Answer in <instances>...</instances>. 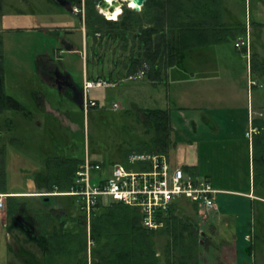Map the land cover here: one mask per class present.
<instances>
[{"label": "rangeland", "instance_id": "374dc122", "mask_svg": "<svg viewBox=\"0 0 264 264\" xmlns=\"http://www.w3.org/2000/svg\"><path fill=\"white\" fill-rule=\"evenodd\" d=\"M225 1L230 5L228 13L234 15V20L246 25L248 30L252 28V31H256L260 29L261 24H264V13L257 15L256 12L257 5L264 7V0L262 4H258L257 0ZM103 18L106 20L104 16ZM139 18H143V13H139ZM141 23L146 25L145 27L141 25L143 29L148 26L144 22ZM101 25L104 33L100 36L95 37L92 33L86 36L84 33L82 37L78 29V15L72 13L66 6L50 0H2L0 34L2 35L4 89L7 94L23 105L26 113L24 115L22 112L9 110L0 114V148L3 149L4 154L7 192L33 193L37 191L34 185L29 188L30 183L33 182L40 183L44 192L48 191V180L43 175V162L50 155L61 156L63 153L64 156L84 158L85 150H87L91 161L101 163L103 169L108 171L113 164L124 162L126 153L137 154L139 150H143L144 146L141 142L152 136L153 132L147 134L146 127L139 121L137 110L151 106L150 102L146 101L152 96L149 94L153 93V89L147 78L137 77L125 71V64L131 60L132 56L137 55L143 30L139 29V24L132 23L130 28L139 30L138 36L136 30L125 29L124 25L120 29H115L110 23L102 22ZM114 26L117 28L116 24ZM108 30L112 33L110 37L106 32ZM114 32L121 38L113 37ZM69 48L76 51H69ZM237 50L233 47L232 36L227 35V39L221 42L219 55L223 61H230L236 67L241 66L244 75L245 60L239 61L238 58L232 57L238 53ZM259 52L263 55L264 49H260ZM42 53L48 54L55 61L59 72L64 75L69 74L79 87L82 85L85 73H88L90 80L99 77L113 82L114 85L90 88L87 92L88 98L96 101L97 106L85 111L84 96L80 105L81 98L76 100L65 92L61 96L56 87L44 82L36 69V60ZM256 79L260 86L255 83L253 86L256 88L253 92L252 86L249 87L248 95L244 89V100L246 95L250 99L251 95H264V75ZM166 87L172 93L173 85L164 77L157 90H163ZM222 89L223 94L229 97L231 93L229 82L222 84ZM176 90L175 86L173 97ZM160 96H163L162 92ZM114 104L119 106L115 110L112 109ZM58 109L61 110L58 115V125L72 128L73 133L69 140L68 136L62 134L61 127L56 124L53 126L50 116H45L46 112L49 115V111L57 114ZM26 115L30 117L31 122L25 121ZM34 120L42 125L39 126ZM47 121L52 127L46 129ZM24 124H31V127L28 126L27 129L22 126ZM50 129L53 132L51 134ZM255 153L259 155V152ZM181 155L182 151L177 147L172 146L168 150L172 165L182 163ZM254 159L257 182L259 181V163L256 157ZM3 200L7 206L8 201ZM18 200L25 202L29 210L40 208L66 210V228H76V224L68 220L71 217L76 220L84 214L78 211L74 197L70 196L41 194L21 197ZM104 201L101 205H107L111 200ZM175 203L180 207L181 213L191 215L197 221L199 232L207 233V228H210L207 227V222H211V219L208 220L207 216L200 215L194 206L186 201ZM96 210L97 208L93 211ZM14 213L12 211L9 215H0V264H43V254L40 249L42 238H30L28 229L25 231L23 226L15 225ZM90 216L85 215L88 234ZM57 225L58 221L52 220L48 223L46 230L51 231L52 227ZM216 229L221 235L209 233L210 240L206 235H201L199 239L196 250L200 264H223L230 258L227 253L222 256L220 248L223 241H229L232 237V229L222 222L216 224ZM252 230L253 228L251 232L254 233L255 231ZM35 232L32 231L31 236L35 237L37 233ZM253 243L255 244L252 248L251 261L259 264L264 252L258 250V239H253ZM89 246L90 242L87 243V264L90 263ZM213 248L216 250H212Z\"/></svg>", "mask_w": 264, "mask_h": 264}, {"label": "crops", "instance_id": "0c3cea01", "mask_svg": "<svg viewBox=\"0 0 264 264\" xmlns=\"http://www.w3.org/2000/svg\"><path fill=\"white\" fill-rule=\"evenodd\" d=\"M257 1L262 4V1ZM221 6L228 10L230 5L222 0ZM262 10L264 7L257 5V15L263 14ZM229 18H234V15ZM260 26V29L252 31V28L248 30L241 22L235 29L228 30V33L236 34L237 37L246 33L251 36L250 68L243 49H236L238 53L232 56L239 61L245 60L244 75L241 66L236 67L232 62L221 59L219 47L224 40L188 48L169 66L164 65L156 53L153 54L155 56L152 55V61L149 63V60L145 59L147 55H143L144 46L141 43L137 55L132 56L125 64L128 74L136 75L143 71L142 77L148 79L153 89V93L149 94L152 96L146 101L151 104L148 107L162 108L169 112L173 146L182 151L183 158L182 163L176 166L189 167L195 175L207 177L218 191L217 208L207 215V219H211V222H207V227L210 228H207V233H200L202 236L206 235L208 240L211 239L209 233L221 235L216 229V224L220 222L232 229L230 240L223 241L222 247L220 245L222 256L227 253L230 257L223 264H254V261H251L255 244L253 239H258V250L264 252V95H251V99L247 96L250 91L249 80L260 86L256 78L264 75V53L262 55L259 52L264 49V24ZM81 30L84 35L83 25ZM223 32L219 31L220 34ZM93 35L99 36L96 33ZM235 40L236 38H233V47ZM83 49L84 47L82 51ZM69 51L76 50L69 48ZM138 57L139 62H136L134 59ZM155 68H158V71ZM164 77L173 85L172 93L168 87L157 90ZM86 79L89 80L88 73H85L82 79V90ZM228 82L229 88L231 87L229 97L223 94L222 89V84ZM72 83L76 82L73 80ZM175 86L177 90L173 97ZM254 88L256 87L252 86V92ZM244 89L247 94L246 101L243 99ZM161 92L163 96H160ZM57 112L55 114L49 111V115L45 113V116H50L53 126L58 125L61 110L58 109ZM24 118L26 122H31L29 116ZM34 122L38 123L36 120ZM38 125L42 124L39 122ZM22 126L28 129L31 124ZM45 126L52 127L48 121ZM250 128H256L257 131L247 136ZM85 152L87 153V150ZM255 152H259V155ZM255 157L259 163L257 182ZM36 189L33 193L15 192L11 193V196L37 195L44 192L42 189ZM252 228L254 233L251 232ZM207 250L209 251V247ZM261 257L259 264H264V253Z\"/></svg>", "mask_w": 264, "mask_h": 264}, {"label": "trees", "instance_id": "16d2710c", "mask_svg": "<svg viewBox=\"0 0 264 264\" xmlns=\"http://www.w3.org/2000/svg\"><path fill=\"white\" fill-rule=\"evenodd\" d=\"M1 2L2 0L0 10ZM221 3L222 0H146L140 11L125 7L121 17L113 21L104 20L94 8V2L88 0L86 26L89 33L98 32L101 35L104 33L102 22L110 23L115 29L124 25L125 29L131 30H136L130 28L132 23L139 24L141 29V22H144L148 24L145 29L142 28L141 36L143 55H147L145 59L150 63L156 53L159 60L169 66L188 48L221 42L227 39V35L237 38L236 34L228 33L231 28H225V25L230 26L235 22L232 24L230 21H223L220 16ZM140 12L143 13L142 19L139 18ZM220 30L224 32L220 34ZM106 32L110 37L111 31ZM135 32L139 36V30ZM113 37H118V34L114 32ZM1 46L0 34V114L10 110L25 115L23 105L5 92ZM139 59L140 57L134 60L139 62ZM155 70L158 71V68ZM96 106L97 104L93 107ZM137 111L139 121L146 127V133L153 132L148 140L141 142L144 148L139 150V153L168 155V150L173 146L169 112L166 109L151 107ZM129 154L125 156L124 163ZM82 159L58 155L45 159L43 175L48 180V189L56 186L60 192L67 191ZM4 163L3 149L0 148V193H15L6 191ZM182 168L195 175L191 168ZM37 186L40 189L42 187L40 183H37ZM7 197V215L12 211H19L16 207L23 204L14 196ZM27 210L30 212L31 222L40 234L39 238H42L40 247L43 264H87L88 242L89 264H200L196 249L201 233L197 228V221L191 215L181 213L175 202L164 214H159L158 219L162 220L163 224L156 229H149L141 224V214L136 208L112 200L107 205L98 203L97 210L91 213L89 219V234L86 233L84 214L76 220L72 217L68 220L75 223L76 228H66L63 209ZM78 211L81 212L79 209ZM52 220H57L58 225L52 227L49 232L46 229Z\"/></svg>", "mask_w": 264, "mask_h": 264}, {"label": "built area", "instance_id": "2783aa9c", "mask_svg": "<svg viewBox=\"0 0 264 264\" xmlns=\"http://www.w3.org/2000/svg\"><path fill=\"white\" fill-rule=\"evenodd\" d=\"M106 1L112 3L114 0ZM115 1L120 3L117 6L121 10L123 7L134 10L136 6L133 0ZM130 1L134 4L133 6ZM97 8L98 12L107 20H117L109 18L104 10L98 6ZM141 8L142 6H139L138 11ZM77 9V7H73L72 12H77ZM106 10L111 12L108 8ZM234 47L239 50L245 49L249 68V35L246 33L238 36ZM136 75L141 77L144 72L140 71ZM254 84V81L249 80V87ZM113 85V82L101 78L84 80L85 111L96 105V101L88 98L87 92L90 88ZM118 107V104H114L112 109L115 110ZM256 131V128H250L247 136ZM217 192L207 177L191 175L184 171L182 166L172 165L166 154H130L125 163H115L110 170L105 171L101 163L91 161L86 153L79 163L67 191L60 192L54 186L52 190L42 194L74 197L75 203L78 205L77 208L87 217L97 208L98 203L103 204L105 199L119 201L139 211L141 224L144 227L156 229L163 224V221L158 219L159 214H164L169 206L177 201H186L192 204L200 215L206 217L210 211L217 208ZM4 196L6 197V194H0V215L5 210Z\"/></svg>", "mask_w": 264, "mask_h": 264}, {"label": "flooded vegetation", "instance_id": "af4514ba", "mask_svg": "<svg viewBox=\"0 0 264 264\" xmlns=\"http://www.w3.org/2000/svg\"><path fill=\"white\" fill-rule=\"evenodd\" d=\"M50 1H52L53 3L59 4V5H62V6H66V8L69 9L71 12H72V8L73 7H77L78 8L77 12H72V13H74L75 15H78V17H79L78 29L81 31V34H82L81 25H83L84 26L85 35L87 36V34H89L87 26H86V24H87L86 23V20H87V18H86L87 14L86 13H87L88 0H50ZM92 1L94 2V5H93L94 8L98 12L97 6H98L99 0H92ZM259 1H262V0H259ZM220 7L222 8L221 9L222 13H221L220 16H221V18H223V21H225V23H228V21H230L232 24L234 22L236 23V25L239 24V23L241 24L240 21L238 22V21L234 20L233 18H229V17H231V15H229L228 10H224L222 6H220ZM225 16H227L228 18L227 17L225 18ZM234 24L230 25V26L225 25V28L235 29L236 25H234ZM95 33L100 35V33H98V32H95ZM95 33H93V34H95ZM82 37H83V35H82ZM118 38H121V37L119 36ZM82 45H83V38H82ZM250 47H251V36H249V49H250ZM82 48H83V46H82ZM250 57H251V54H250ZM59 59H60V57L58 58V60ZM249 68H250V61H249ZM36 69L40 73L41 77H43L45 82H47L48 84L52 85L53 87L58 88L57 92H59L60 95L65 92L66 94H68L69 97H72V98H74L76 100H79V98H81L82 95L84 96V89L82 90V88H80L79 85L76 84V83L75 84H73V83L71 84V81L69 80V78L66 75H64L63 73L59 72L55 61L48 54L42 53V54L39 55L38 59L36 60ZM71 92H74V94H72ZM43 102H44V100H43ZM58 103H60V102L58 101ZM68 114H70V113H68ZM55 120H57V119H55ZM58 126H60V125H58ZM47 128H50V127H47ZM49 132H50V134L53 133L51 131V129L49 130ZM61 132L65 136H68V140L72 137L73 131H72L71 127L70 128L61 127ZM12 144H13V141H12ZM57 155L60 156L59 154L50 155V156H57ZM61 157L65 158V157H70V156H64L63 153H61ZM33 185L35 186V188H38L37 182L30 183L29 188H31V186H33ZM48 191H49V189H48ZM9 194H11V193H9ZM42 195H44V194H42ZM9 196H11V195H9ZM25 196H31V195H15L14 197L18 200L19 198L25 197ZM46 196H53V195H46ZM7 198L8 197H7V194H6V198H4V199H6V201H7ZM19 203L23 204L22 206H17L16 207L18 210L19 209L20 210L19 211L15 210L13 212H15L14 214H15L16 217L19 216L21 218H18L16 221H14V224L17 225V226H23L25 231L28 229V233H29L30 238H34V239L39 238L40 234L36 231L34 224L31 222V220L29 218L30 212H28V210H27V208H28L27 204H25V202H20V201H19ZM25 206H27V208ZM7 209L8 208L5 205V210L2 213V216L3 215H7ZM51 209H53V208L45 209V210L49 211ZM63 211H64V218H65L66 210H63ZM14 214H12V215H14ZM29 224L32 225V228H31L32 230L29 229L30 228ZM32 231H36L38 234L35 232L36 236L33 237V236H31V232ZM248 238H249V236H248ZM40 244H41V242H40ZM40 249H41V247H40ZM41 251H42V249H41Z\"/></svg>", "mask_w": 264, "mask_h": 264}, {"label": "water", "instance_id": "95a60500", "mask_svg": "<svg viewBox=\"0 0 264 264\" xmlns=\"http://www.w3.org/2000/svg\"><path fill=\"white\" fill-rule=\"evenodd\" d=\"M145 1L146 0H133V2L136 4V6L134 7V10L135 11H138L139 10V6L140 7L143 6V4H144ZM119 4L120 3L118 1H115V0L112 3H109L106 0H99L98 7H100L102 10H106L108 8L110 11H112L113 8L115 6H117V5H119ZM66 76L70 79L71 82H73V79H72V77L69 74H66ZM82 99H83V95L81 96V99H80V105L82 103ZM37 195L40 196L41 194H37ZM18 218H21V217H19V216L16 217L15 216L13 221H16ZM29 226H30L29 229L32 230L31 229L32 228V225L29 224Z\"/></svg>", "mask_w": 264, "mask_h": 264}, {"label": "bare ground", "instance_id": "6f19581e", "mask_svg": "<svg viewBox=\"0 0 264 264\" xmlns=\"http://www.w3.org/2000/svg\"><path fill=\"white\" fill-rule=\"evenodd\" d=\"M130 4L133 6L132 1H130ZM105 14L111 19H117L119 14L121 13V9L119 6H116L111 12H108L107 10H104Z\"/></svg>", "mask_w": 264, "mask_h": 264}]
</instances>
